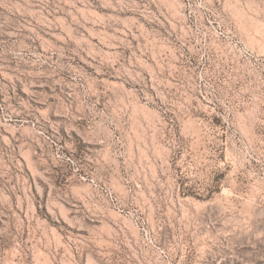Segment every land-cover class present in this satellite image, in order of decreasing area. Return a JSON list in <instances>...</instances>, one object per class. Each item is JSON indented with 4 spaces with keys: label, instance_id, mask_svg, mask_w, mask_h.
<instances>
[{
    "label": "rangeland",
    "instance_id": "374dc122",
    "mask_svg": "<svg viewBox=\"0 0 264 264\" xmlns=\"http://www.w3.org/2000/svg\"><path fill=\"white\" fill-rule=\"evenodd\" d=\"M0 264H264V0H0Z\"/></svg>",
    "mask_w": 264,
    "mask_h": 264
}]
</instances>
